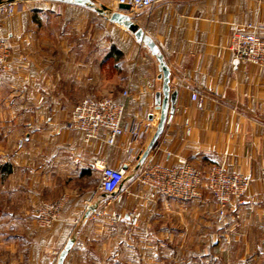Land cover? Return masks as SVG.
<instances>
[{
	"label": "crops",
	"instance_id": "1",
	"mask_svg": "<svg viewBox=\"0 0 264 264\" xmlns=\"http://www.w3.org/2000/svg\"><path fill=\"white\" fill-rule=\"evenodd\" d=\"M74 7L24 0L0 29L11 49V71L0 77V264H59L69 241L63 264H264L258 180L264 169V68L236 63L230 49L237 32L264 37V0H167L135 15L164 55L171 90L179 92L174 121L159 138L161 150L152 149L139 168L159 123V62L138 41L135 51L112 58L92 53L82 60L61 49L47 28L48 16ZM126 90L125 135L115 145L104 129L86 143L70 126L80 100L124 102ZM193 93L204 98L203 108ZM98 160L126 172L129 191L121 203L98 191ZM179 160L198 169L204 181L211 166L222 163L228 173L253 179L246 197L229 205L225 226L216 222L217 205L205 185L197 201L135 197L132 178L141 168L174 167ZM61 198V220L39 228L41 204ZM87 204L105 215L90 219ZM135 208L142 219L130 241L123 230ZM117 214L124 216L120 224L112 222ZM180 242L186 248L181 255Z\"/></svg>",
	"mask_w": 264,
	"mask_h": 264
},
{
	"label": "built area",
	"instance_id": "2",
	"mask_svg": "<svg viewBox=\"0 0 264 264\" xmlns=\"http://www.w3.org/2000/svg\"><path fill=\"white\" fill-rule=\"evenodd\" d=\"M116 8L119 5H127L128 14H138L152 10L158 4L167 0H107ZM24 0H6L0 3V29L4 26L6 19L12 18L19 4ZM256 28V27H253ZM230 49L236 61L248 63L264 68V37L255 32H237L232 36ZM11 71V49L8 41L0 37V75H7ZM124 102H118L112 97L91 98L80 100L71 113L70 126L84 135L86 143L97 139L101 130L109 132L108 143L115 145L117 140L125 135L123 120L126 111L125 101L129 97L128 90L123 93ZM192 99L197 102L199 108L204 106V98L197 93L192 94ZM174 121V114H168L166 124ZM189 121H186V125ZM132 138L137 139L140 131H131ZM161 142L158 140L153 147L154 151L161 150ZM170 155V153H168ZM93 168L99 173L98 191L107 195L111 202L121 203L124 194L129 190L125 186L128 176L121 169L111 168L106 161L98 160ZM135 187V197L146 198L155 202L159 197L173 199L178 202H191L203 198L202 187L205 185L213 196L216 205V222L221 226L226 225V217L229 205L241 202L251 190L253 179L242 174H230L226 165L215 164L209 169L205 181L201 173L191 166L186 160H179L174 167H165L158 164H149L140 169L132 178ZM258 180L264 193V169L261 170ZM65 199L46 201L41 204L36 212L35 223L41 229H50L59 222ZM87 204L89 218L94 220L105 215L104 210L92 209ZM142 219L141 210L135 208L129 212V225L124 228L123 233L130 241H134L136 228ZM77 219L75 223H80ZM124 216L117 214L112 222L120 224ZM55 264V263H53Z\"/></svg>",
	"mask_w": 264,
	"mask_h": 264
},
{
	"label": "rangeland",
	"instance_id": "3",
	"mask_svg": "<svg viewBox=\"0 0 264 264\" xmlns=\"http://www.w3.org/2000/svg\"><path fill=\"white\" fill-rule=\"evenodd\" d=\"M96 1L112 10L117 9L107 0ZM56 12L55 15L49 14L50 24L47 25L49 31L56 34L54 44L60 45L61 49H72L82 60L86 55L92 53L98 57H105L112 51H125L127 53L138 49L136 48L137 41L130 31L123 26L111 23L106 17L88 7L75 6L71 10L61 8ZM135 15L131 16L138 20ZM177 246L179 255L184 251L186 253V248H182L181 242ZM167 250L169 253L172 251L169 248ZM168 257H170L169 261L173 259L170 255ZM158 261L161 264H170L169 262L166 263L165 260L159 259Z\"/></svg>",
	"mask_w": 264,
	"mask_h": 264
},
{
	"label": "water",
	"instance_id": "4",
	"mask_svg": "<svg viewBox=\"0 0 264 264\" xmlns=\"http://www.w3.org/2000/svg\"><path fill=\"white\" fill-rule=\"evenodd\" d=\"M12 1V0H9ZM48 1H57L74 6H83L88 7L99 15L106 17L111 23L125 27L130 31L136 41L145 45L151 52L153 56L159 62V69L162 73L163 79V88L161 92L156 93L155 104L159 112V123L156 129V132L147 148L140 158L138 168L144 163L148 157L150 151L153 149L156 142L162 136L165 125L167 121L168 114H173L176 109L177 99L179 92L177 90L172 91L170 87L171 80V71L168 65L165 62L164 55L158 46V44L153 40V38L140 27L133 19V16L127 14L126 11L129 9L127 5H119L116 10L105 6L104 4L98 3L96 0H48ZM6 2V0H0V3ZM238 61H236L237 63ZM73 245V241H69L66 249L61 253L59 264H63V261L68 254L69 250Z\"/></svg>",
	"mask_w": 264,
	"mask_h": 264
},
{
	"label": "trees",
	"instance_id": "5",
	"mask_svg": "<svg viewBox=\"0 0 264 264\" xmlns=\"http://www.w3.org/2000/svg\"><path fill=\"white\" fill-rule=\"evenodd\" d=\"M121 55V51H112V53H109V57L112 58V57H119Z\"/></svg>",
	"mask_w": 264,
	"mask_h": 264
}]
</instances>
